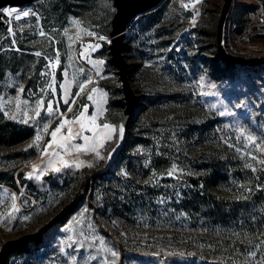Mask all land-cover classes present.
Masks as SVG:
<instances>
[{"label": "rangeland", "instance_id": "1", "mask_svg": "<svg viewBox=\"0 0 264 264\" xmlns=\"http://www.w3.org/2000/svg\"><path fill=\"white\" fill-rule=\"evenodd\" d=\"M223 5L164 0L128 29L139 105L107 171L126 107L109 50L113 0H35L1 11L0 252L41 239L9 264L264 260L255 247L264 240V64L227 66L219 57ZM220 45L234 57H264L263 0H233ZM96 171L83 200L55 223Z\"/></svg>", "mask_w": 264, "mask_h": 264}, {"label": "water", "instance_id": "2", "mask_svg": "<svg viewBox=\"0 0 264 264\" xmlns=\"http://www.w3.org/2000/svg\"><path fill=\"white\" fill-rule=\"evenodd\" d=\"M35 0H0V25L6 26L3 19V11L7 7L20 8L33 3ZM164 0H113L116 12L112 19V30L110 32L109 50L111 60L117 67V73L122 81V90L126 102L123 118L119 123L118 142L111 150L104 171L110 169L118 159L124 149L128 128L132 122V117L139 105V97L131 85L130 64L125 56V38L128 29L134 24L137 18L143 14L151 12L162 5ZM233 0H224L221 11L220 23L217 30V40L219 50L226 60L239 63L245 66H258L264 64V57L258 59H245L229 55L220 45L226 18L232 7ZM122 129V132H121Z\"/></svg>", "mask_w": 264, "mask_h": 264}, {"label": "trees", "instance_id": "3", "mask_svg": "<svg viewBox=\"0 0 264 264\" xmlns=\"http://www.w3.org/2000/svg\"><path fill=\"white\" fill-rule=\"evenodd\" d=\"M264 4V0H263ZM251 6H245V8H249ZM252 8V7H251ZM217 37V34H216ZM219 57H221L222 61L224 62L225 65L227 66H235V65H241L239 63H234L232 61L226 60L223 57L222 52L219 50ZM245 66V65H242ZM100 175L99 172H94L92 174H89L86 176V178L83 180L75 199L67 205L63 211L60 213V215L54 220L55 223L59 222L62 223L65 221V219L73 212V210L79 205V203L83 200L86 191L91 188L93 185L94 180ZM39 236H31L28 238H25L21 241L18 242H11V243H6L3 245V248L0 252V264H9L10 259L17 255L20 254L28 249L30 245H36L39 243Z\"/></svg>", "mask_w": 264, "mask_h": 264}, {"label": "snow or ice", "instance_id": "4", "mask_svg": "<svg viewBox=\"0 0 264 264\" xmlns=\"http://www.w3.org/2000/svg\"><path fill=\"white\" fill-rule=\"evenodd\" d=\"M197 2H199V0H197ZM183 6H184V7H188L187 4H184ZM3 11H4L5 13H8L9 15H11V12H12V11H15V10H14V9H13V10L4 9ZM22 15L25 16V17H27V16L29 15V12L25 11V12L22 13ZM19 18H20V14L17 13L16 19H19ZM9 32H11V29H9ZM40 35H45V33H44L43 31H41ZM99 39L104 40V39H106V38L103 37V36H100ZM99 47H100V45H95V48H99ZM35 55L39 56V55H41V53L37 52V53H35ZM57 55H58V50H57ZM81 55H83V53H82ZM99 63H103V61H100ZM46 75H47V73H46ZM21 91H23V90L21 89ZM93 91H95V89H93ZM88 98H89V99H92L91 95H89ZM64 102H65V103H68V101H64ZM37 107H39V105H37ZM52 110H53V109H52V104L49 103V104H48V111L51 112ZM36 115L39 116L40 113L37 111V112H36ZM63 126H64L63 123H61V125H60L59 127H57V128L51 133V135H52L53 138L56 137V133L59 132ZM82 127H83V125H82ZM103 127L107 128V127H109V126H108L107 124H105V125H103ZM121 132H122V129H121ZM70 135H71V129H69V136H70ZM67 138H68V137H65V139H67ZM39 139H40V136L38 135V136H37V141H38ZM247 140H248L249 143H251V144H255V143H256V138L253 137L252 135H248V136H247ZM258 150H259V149H258ZM237 151H239V149H237ZM252 158L255 159V157H252ZM50 163H51V161H49V164H50ZM260 163L264 164V160L260 161ZM248 167H251V165H248ZM33 168H34V171H36V166H33ZM59 170H60V169H58V168L56 169V171H59ZM175 171H176V169H175V167H173L172 171H169V172H168V175H169V176H172L173 173H174ZM253 171H255V169H253ZM31 175H32V174L30 173V174H29V177H31ZM250 191H251V190H250ZM13 208L15 209V205H14V204H13ZM8 215H9V217L11 216L10 213H9ZM255 247H259V248L261 249V252H264V240H262V241L260 242V244H259V245H256ZM112 255L115 256L116 253L113 252ZM249 255H250V256H256V252H255V251H252V252L249 253ZM260 264H264V260H262V261L260 262Z\"/></svg>", "mask_w": 264, "mask_h": 264}, {"label": "bare ground", "instance_id": "5", "mask_svg": "<svg viewBox=\"0 0 264 264\" xmlns=\"http://www.w3.org/2000/svg\"><path fill=\"white\" fill-rule=\"evenodd\" d=\"M13 8H15V7H13ZM110 43V42H109Z\"/></svg>", "mask_w": 264, "mask_h": 264}]
</instances>
